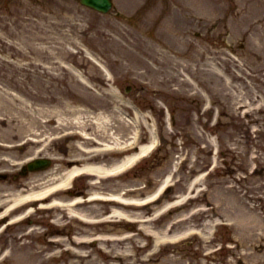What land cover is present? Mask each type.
<instances>
[{
	"label": "rangeland",
	"instance_id": "374dc122",
	"mask_svg": "<svg viewBox=\"0 0 264 264\" xmlns=\"http://www.w3.org/2000/svg\"><path fill=\"white\" fill-rule=\"evenodd\" d=\"M192 1L116 0L113 11L101 14L77 0H0V119L14 120L21 128L20 134L36 129L42 137L48 136L43 152L56 155L65 151L66 143L69 147L65 153H77L79 149L74 146L76 140L51 138L80 123L95 132L96 115L105 122L111 120V136H106L110 141L134 135L132 121L150 120L162 142L157 152L120 178L106 180L95 189L122 191L137 187L132 191L135 197H144L154 193L163 179L172 178V189L152 204L150 210L157 213L179 194L191 192L190 181L208 170L190 193L191 203L163 213L158 220L159 216L154 218L153 227L163 232L178 216L185 218L191 209L198 212L205 206L219 207L224 217L243 219V196L250 185L249 190L257 191L258 181L257 174H251L248 182L244 175L250 166L254 167V156L264 154V109L260 106L264 102V83L259 77L264 59V0H214L216 6H211L209 0H195L196 4ZM128 84L134 88L126 93ZM69 103V116H65L68 120L55 121L59 120L56 112L68 110ZM53 115L56 119L52 122L42 120ZM61 167L59 163L42 176L47 180ZM76 185L82 191L93 188L86 179ZM81 207L98 217L110 206L87 203ZM212 207L206 214L212 213ZM143 208L139 212L148 210ZM57 211H42L40 235L20 238L25 241L23 246H18L23 244L19 240L12 245L20 264L163 261L157 260V255L151 261L142 259L153 247L152 243L148 247L147 236L139 233L125 243L109 244L118 246L117 252L109 250L112 258H105L95 243L84 247L71 244L72 234L97 237L111 232L122 235L127 230L88 226L65 216L61 219L65 229L60 235L68 239V247L85 253L83 259L73 257L64 252L65 245L58 248L48 243V237L59 235L52 232L57 227L55 221L51 222L64 214ZM205 218L196 213L174 223L173 230L183 232L190 226H201ZM229 235L221 228L217 239L211 240L210 233L209 242L193 240L167 250V255L179 257L177 264H227L232 258L226 247ZM198 249L202 254L198 260L194 255L184 258V254ZM215 249L217 252L206 256ZM119 250L125 255L120 259L116 257ZM55 251H61V255L51 258ZM234 260L236 263L237 258Z\"/></svg>",
	"mask_w": 264,
	"mask_h": 264
},
{
	"label": "bare ground",
	"instance_id": "6f19581e",
	"mask_svg": "<svg viewBox=\"0 0 264 264\" xmlns=\"http://www.w3.org/2000/svg\"><path fill=\"white\" fill-rule=\"evenodd\" d=\"M48 68H52V67H48ZM67 107L69 108L68 110L56 112V115H58L59 120H55L56 115H53L48 120L49 121L55 120L57 122H64L65 123L64 120L65 119L68 120L65 116H69L67 114V112L70 110L71 104L70 103L67 104ZM94 118H95L94 122L96 124V131L94 133L87 132L86 125L80 123L79 132L81 134H83L81 139L84 140V141H80L78 143L79 146L81 147V150H79L78 153L70 154L69 158L67 159L68 161L66 162L64 168L62 167L61 170L53 172L52 175L49 176L47 180L45 179V176L42 177V179H45L46 181H48V183L55 182L54 184H52L54 187H51L50 185L44 184V182L41 181L40 193L42 196H44V194L46 195V194L50 193L52 191V188H54L53 190H55L59 186L60 187L61 186L62 187L69 186L72 179L75 176L82 174V173L89 174L91 177H94V176L98 177L100 175H105V176L109 175L110 176L112 174L122 172L123 170L128 169L131 166H134L139 160H141L142 157H144L146 154H148L151 151V149L154 148L156 145V142L154 140H152L150 143H147V144H141L137 147L138 150L136 149L137 150L136 152L134 151V152L128 153L123 158L114 161L112 164H107V163H105L104 159H102L98 155L103 153L105 150L112 148V146H110L108 144V142H111V141L106 139V136H108V137L111 136V134L109 133V130H110V128L113 127L112 122H111V120H107L105 122L103 117L102 116L99 117V115H96ZM70 123L72 124L73 121H71ZM71 124H69V125H71ZM126 124H128V123L125 121V126H127ZM66 126H64V127H66ZM129 139L131 141H129ZM129 139H126L125 140L126 142L117 139L113 143H117L115 146H117L121 150H129V149H132V147H133L131 145L136 144V142L140 140V136L134 135V136H131ZM122 143L124 145H122ZM74 146H76V148L78 149L77 145H74ZM88 146H96V147L88 149L89 148ZM71 164H74V165H71ZM167 183H170L169 179L162 181L160 183L159 188L157 189V191L154 194H152L150 199H153L154 197L157 198L156 196H158L162 192V190L165 188ZM37 190H38V188H33V189H31L30 193L35 194ZM12 196H15L13 198L12 202L16 204L17 202H20L23 200L22 198L25 196V194H23V193L17 194L16 193V194H12ZM57 198H59V197H55V198L53 197V200L51 202L52 207H57L58 209H61L62 212L66 211V214H63L61 217L59 216L58 218H56V220H55L56 223H60L61 218L66 216V215L71 216L75 219L78 218L82 222H85V221L88 222V221L94 219V218H92V216L90 214L92 211L91 212H87L86 210L84 211L83 208L81 207L86 202L83 199L71 198L70 200L66 201L65 199L59 200ZM101 198H109V200L114 204V206L110 207V213H111L110 216H117L118 214L122 215L123 211L121 210V208H123L125 204H131V202L133 201L132 200L130 202V199L127 200L126 198L123 197L122 194L117 193V192H113L112 194H107V195L95 192V193H92V196L90 199L95 200V199H101ZM155 198L153 200H155ZM125 200H127V201H125ZM138 201H141V200L136 199V201H133V203L139 205L140 202H138ZM0 202L3 203L4 201H2V199H0ZM5 208H6L7 212H10L11 211L10 203H8ZM137 216L140 217L139 215H137ZM210 217H212V216H210ZM145 229H146L147 233H151L154 236L156 235V231L149 229L148 226H145ZM170 231H171V229L169 230L168 234L165 233L164 236H168L171 238H177L178 237L177 233L169 235ZM185 234H187V233H185ZM164 236H160L159 238L163 239ZM87 237L88 236L84 235V234L83 235H77L73 238L72 242L74 244H77V245H84L85 243L89 242V239ZM103 238H107V236L104 235ZM62 240L63 239H59L58 242L63 243ZM8 253L9 252H7L5 254V256L6 257L9 256L7 258H10L11 254L8 255ZM70 253L72 255H74L75 257H78L79 259L84 258L83 255L79 251H70ZM244 256L247 259L249 257H252L253 260L255 261V259L257 258L258 255L254 252H248V253H245ZM148 257L149 256H147V258ZM150 260H151V258H150Z\"/></svg>",
	"mask_w": 264,
	"mask_h": 264
},
{
	"label": "water",
	"instance_id": "95a60500",
	"mask_svg": "<svg viewBox=\"0 0 264 264\" xmlns=\"http://www.w3.org/2000/svg\"><path fill=\"white\" fill-rule=\"evenodd\" d=\"M100 1H101V3L98 1V4L101 5L102 7H106L109 5V2H107V0H100Z\"/></svg>",
	"mask_w": 264,
	"mask_h": 264
}]
</instances>
